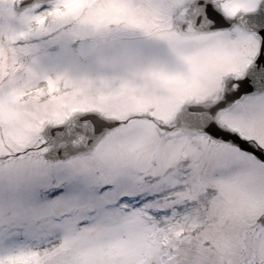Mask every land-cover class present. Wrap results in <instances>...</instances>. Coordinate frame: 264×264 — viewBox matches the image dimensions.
Segmentation results:
<instances>
[{
    "label": "snow or ice",
    "instance_id": "snow-or-ice-1",
    "mask_svg": "<svg viewBox=\"0 0 264 264\" xmlns=\"http://www.w3.org/2000/svg\"><path fill=\"white\" fill-rule=\"evenodd\" d=\"M0 264H264V0H0Z\"/></svg>",
    "mask_w": 264,
    "mask_h": 264
}]
</instances>
